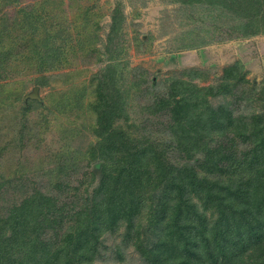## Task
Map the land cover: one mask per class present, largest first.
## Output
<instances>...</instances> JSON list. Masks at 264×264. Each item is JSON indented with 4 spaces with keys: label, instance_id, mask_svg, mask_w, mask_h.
<instances>
[{
    "label": "trees",
    "instance_id": "16d2710c",
    "mask_svg": "<svg viewBox=\"0 0 264 264\" xmlns=\"http://www.w3.org/2000/svg\"><path fill=\"white\" fill-rule=\"evenodd\" d=\"M174 2L197 9L195 22L200 18L221 22L226 33L233 30L243 37L264 33V0ZM89 13L84 8V29L90 24ZM40 18L25 11L19 26L31 42L29 59L36 61L37 72L53 68L61 57L53 44L57 34H45L35 42L36 31L44 25ZM113 20L111 32L118 33L122 18ZM91 27L92 32L79 40L82 48L99 42L97 22ZM203 32L209 33L207 26ZM188 34L197 37L193 31ZM4 38L7 41L10 35L0 31V79L19 58L2 52ZM112 46L110 53L101 54L110 62L105 82L88 103L96 115L95 141L76 151L78 155L65 154L48 171L50 184H59L80 160L95 162L84 192L75 193L67 206L33 189L8 208L0 215V264H94L101 237L117 234L120 227L121 242L130 245L143 264H264V114L235 115L231 102L210 106V98L229 95L232 87L245 82L239 62L227 71L228 81L215 86H198L192 79L166 80L171 84L169 98L149 104L151 115H168L154 132L163 133L169 145L164 142L161 148L162 143L140 133L139 125L129 124L131 86H125L120 76L122 49ZM188 73L203 78L200 71ZM39 82L40 78L35 80L36 85ZM107 87L111 93L105 94ZM83 97L60 96L53 106L60 112L82 110ZM236 140L246 147L241 156L233 150ZM171 146L183 154L179 161L167 156ZM259 164L254 175L233 187L223 178L233 165L251 169ZM6 182L0 175V190Z\"/></svg>",
    "mask_w": 264,
    "mask_h": 264
},
{
    "label": "rangeland",
    "instance_id": "374dc122",
    "mask_svg": "<svg viewBox=\"0 0 264 264\" xmlns=\"http://www.w3.org/2000/svg\"><path fill=\"white\" fill-rule=\"evenodd\" d=\"M84 8L90 10L87 29L82 27ZM196 10L174 0H0V31L10 35L7 41L4 38L2 52L19 57L4 73L6 77L0 79V175L7 181L0 190V215L33 189L67 206L74 201L75 193L81 196L84 192L88 183L85 180L95 162L88 165L86 160H80L59 184H50L48 171L67 154L78 155L76 151H84L95 141L92 129L96 127V115L88 105L95 100L91 94H97L96 88L105 82L104 75L109 72L107 55L101 54L114 50L113 44L122 49L120 76L125 86H131L129 124L139 125L140 133L162 143L161 148L169 145L163 133L154 132L168 115H151L149 104L169 98L171 84L166 80L171 77L189 82L192 79L191 83L198 86H215L228 81L226 73L239 62L245 82L232 87L229 95L210 98V106L231 102L235 115L264 114V33L258 31L248 37L233 30L226 33L228 29L221 27V22L214 24L208 18L195 22ZM25 11H34L44 24L36 31L35 42L43 40L45 34L58 35L53 44L61 51L60 60L43 72H37L36 61L29 59L31 42L19 27ZM114 16L117 21L122 18L118 33L111 32ZM93 21L99 26L95 30L99 42L82 48L79 40L92 32ZM205 26L208 34L203 32ZM189 31L197 37L189 35ZM191 69L200 71L203 78L189 75ZM34 88L37 97L31 99ZM104 90L105 94L111 93L109 87ZM69 94H84L82 110L55 109L54 101ZM236 141L233 150L241 156L246 147ZM166 150L173 162L183 155L179 156L172 146ZM259 167L261 164L251 169L233 165L223 178L233 187L254 175ZM194 202L200 209V203L196 199ZM122 232L120 227L117 234L101 237L94 264H143L138 253L121 242Z\"/></svg>",
    "mask_w": 264,
    "mask_h": 264
},
{
    "label": "water",
    "instance_id": "95a60500",
    "mask_svg": "<svg viewBox=\"0 0 264 264\" xmlns=\"http://www.w3.org/2000/svg\"><path fill=\"white\" fill-rule=\"evenodd\" d=\"M37 97V88H34L33 91L31 92L29 98L34 99Z\"/></svg>",
    "mask_w": 264,
    "mask_h": 264
}]
</instances>
